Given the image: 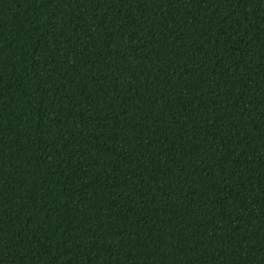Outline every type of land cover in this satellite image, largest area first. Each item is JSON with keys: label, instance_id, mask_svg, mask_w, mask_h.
<instances>
[{"label": "trees", "instance_id": "1", "mask_svg": "<svg viewBox=\"0 0 264 264\" xmlns=\"http://www.w3.org/2000/svg\"><path fill=\"white\" fill-rule=\"evenodd\" d=\"M0 264H264V0H0Z\"/></svg>", "mask_w": 264, "mask_h": 264}]
</instances>
